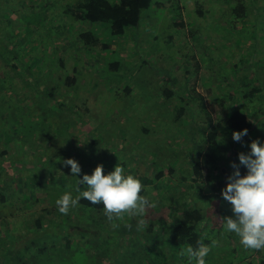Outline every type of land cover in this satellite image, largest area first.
<instances>
[{
    "label": "rangeland",
    "instance_id": "obj_1",
    "mask_svg": "<svg viewBox=\"0 0 264 264\" xmlns=\"http://www.w3.org/2000/svg\"><path fill=\"white\" fill-rule=\"evenodd\" d=\"M64 2L67 1L0 0V152H6L5 158L0 156V184L6 192L5 206L0 205V264H26L33 259V264H70L62 250L65 241L61 237L73 231V214L60 218L64 234L59 236L52 231L54 224L46 212L40 211L55 207L61 193L56 180H49L50 174L63 173L67 182L73 179L70 166L62 163L69 158L81 167L75 175L78 178L91 175L97 165L103 166V172H111L120 164L126 175L135 178H151L153 170L166 173L174 166L179 178L187 177L177 191H165L174 189V180L167 172L156 187L143 195L156 203L155 208L145 211L153 223L170 221L165 196H179L191 186L188 178L192 142L186 136L192 139L199 131L184 133L189 125L196 126L190 123L191 119L197 120L191 108L186 109L184 120L176 122L177 100L162 97L164 89L170 87L168 79L181 84L175 95L184 98V106L194 103L191 86L209 106L226 94L233 104L239 100L244 103L237 92L238 80L241 76L251 79L252 72L256 76L254 85L263 83L264 87V0H246L248 16L236 24L235 30L231 28L232 15L219 0H186L183 15L169 9L172 0H164L163 7L143 13L137 31H126L125 36L128 32L135 35L133 39H115L106 29L96 30L98 25L71 22L64 16ZM196 2L206 12L201 18L195 12ZM146 15L149 17L145 21ZM181 19L189 25L197 22V43L185 39L186 29L173 26ZM80 30L93 31L111 49L87 51L76 39ZM193 47L201 52L195 54L197 59L215 60L207 64L195 84V72L186 76L183 67L190 64L191 54L196 51ZM59 58L66 60L67 71H76L78 86H58L59 78L67 73L58 69ZM238 60L243 61V67L229 70L230 64ZM116 62L120 66L112 71L110 66ZM126 87H131L130 94L124 92ZM52 88H56L54 93ZM255 107L250 108L260 116L256 115L254 131L247 143L237 148L244 154L250 153L251 142L264 143V114L259 110L264 112V104ZM250 108L247 106V110ZM198 115H202L200 110ZM219 116L226 120L227 110ZM219 141L223 162L234 148L230 144L233 140L220 134ZM237 165L246 175L247 169ZM214 205L209 210L208 227L216 238L206 264H230L233 245L228 236L234 233L226 231L224 218L235 216L231 208L216 213ZM45 216L44 227L34 229L35 221ZM119 222L129 224L131 216L125 213ZM143 226L150 228L148 223ZM116 227V223H109L106 229L112 232ZM156 230H142L141 238L130 244L134 249L151 252L152 257L162 254L163 264H189L188 259L182 261L178 251L174 252L176 245L167 242L165 231ZM234 245L239 264L259 262L256 250H251L252 256L247 258L239 237ZM11 256L19 257L18 261L12 262Z\"/></svg>",
    "mask_w": 264,
    "mask_h": 264
},
{
    "label": "trees",
    "instance_id": "obj_2",
    "mask_svg": "<svg viewBox=\"0 0 264 264\" xmlns=\"http://www.w3.org/2000/svg\"><path fill=\"white\" fill-rule=\"evenodd\" d=\"M63 1L64 0H62V2ZM65 1L67 2H64L63 13L66 19H70V21L75 24L89 23L91 25H98L96 30L100 31L101 29H106L111 37L115 39L123 37L126 39H128V37L133 39V36L135 35L128 32V36H125L126 31H137L140 27L143 13L150 8L157 10L163 7L164 3V0ZM185 1L186 0H172L169 9L174 8L183 15L187 7L183 4ZM219 1L228 9L229 15H232L233 24L231 28L232 30H235L236 24H238V22H243L248 16L246 0ZM195 4L198 9L195 11L196 14L200 18L206 15V12L200 9L201 6L199 7L197 2ZM169 16L170 15H168V17ZM148 17L149 16L146 15L144 20H148ZM196 24L197 22L195 21V23L189 25L188 22L181 19L174 22L173 26L180 30L186 29L185 39H191V41L193 40L197 43L198 39L195 35L200 31L199 26ZM228 32L231 33L230 30H228ZM62 34L63 33H61V35ZM76 39L80 46L86 50L111 49L110 45L102 44L99 37L93 31L82 32V30H80ZM188 44H190L189 41ZM195 50L196 51L191 54L193 58L190 64L183 66L186 76H189L190 72H195V79L192 82L193 84L200 79L201 73L204 71L207 64L215 61L212 60L211 57H208L205 61L197 59L195 54L199 55L201 52L199 48H195ZM65 63V59L63 60V58H59L57 62L58 69H61L63 72L67 71ZM242 64L243 61L238 60L236 63L230 64L231 66L229 70L232 72L237 71L239 67H243ZM119 66L120 64L116 62L110 67L112 71H115L118 70ZM14 69L16 70V67ZM253 74L254 72L251 73V79L248 76H241L240 80H238L240 89H238L237 92L240 94L241 100H245L244 103H240L239 100L233 104L229 99L231 96L226 94L221 100H216L217 102L215 103L211 102L210 106L205 102V99L201 94L196 93L194 86H191V89H189L192 100L194 99L192 102L194 103L184 106V98L175 95L176 92H179L177 87L179 86L180 88L181 84L175 79L167 80L170 83V87L164 89L162 97L167 100L176 99L178 101L175 102L176 122L178 123L180 120H184V118H186V109L191 108L192 115H194V118L197 120L191 119L192 121L190 120V123H195L194 125L196 126L189 125L186 132L183 131L185 134L198 131V133H200V135L198 133L193 134L192 139L189 136H186L189 138L190 142H192V147L190 148L189 153L191 174L188 178L191 182V186L187 187L185 192L179 193V196H175V194L165 196V200L167 201L165 208L168 210L167 218L170 219V221L167 222L162 219L153 223L151 219H149V215L145 213L143 217L131 216V222L123 225L124 222H119L120 218L109 220L104 211L103 205H92L87 200L81 199L78 206L69 211V213L71 212L73 214L74 218L73 224L70 226L73 231L62 236L64 231L61 228L62 223L60 218L64 216L58 211L57 204L54 205L55 207L50 206L47 209H40V211L44 213L46 212L47 217L52 220V223L54 224L52 231L57 232L59 236H62L61 239L65 241L62 250H64L65 254L70 258V264H119L120 262L123 264H163L164 256H162V254L156 253V256L152 257L153 255L151 252L145 253V251H142L141 249H134L133 245L130 244V242L138 241V239L141 238L140 233L142 230L151 233L153 227L157 229V233L165 231V235L168 236L167 242L170 241L176 245L173 246L175 248L174 252L178 251L179 258H182V261L188 259L187 255L184 253L189 246L196 249L199 247L200 243H203L212 249L216 236L214 235V231L210 230L208 227V219H211L208 215L210 207L215 203L214 207L217 210L216 213H220V211L223 213L226 209L232 208L229 202L223 200L221 190L225 187L227 178L233 172L231 164L239 163L238 154L242 153V150L237 148L244 146L245 143H247L246 141L249 134L254 131L256 115L258 117L260 116V114L257 113L258 111H253L256 108L255 105H259L261 108L262 104H264L263 83H257L254 85L256 76H252ZM75 75L76 71H73V73L70 71H67L66 74L63 73L59 78L58 86H66L69 88L74 87L75 84L78 86ZM207 83L208 82H205V84ZM55 89L56 88H52L53 93ZM131 91V87H126L124 90V92H129V94ZM185 91L188 90L185 89ZM48 96L51 98L54 97L53 94ZM247 106L249 108L252 107L253 110L251 108L250 110H247ZM199 110L202 114L201 116L198 115ZM225 110H227L228 117L226 120H223L219 115ZM259 110L260 113L264 114L262 108ZM202 128L203 130L200 131ZM242 129H247L248 134L244 136L240 142L231 141L230 144L234 148L228 152V157L222 162V155L219 152L221 145L219 141L220 134L229 138L233 131H240ZM0 156L5 158L6 152H0ZM105 166L111 165L105 164ZM153 171L154 173L151 178H147L143 175H140L139 178H137L143 185L141 195H144L145 191L148 189L156 187L167 172H169L171 178L174 180V189L166 188L165 191L167 193H171L172 190H174L173 192L177 191L182 186L181 184L184 182V179L187 178L184 176L179 178L175 172L174 166L170 167L166 173L163 170H158L157 172L156 170ZM103 173L105 175L109 174L110 169H104ZM243 174L244 172H241V176H243ZM50 176L51 178H49V180L52 182L56 180L60 189L59 191L61 193L59 198L66 192L71 193L75 198L80 192H83L87 188L86 184L78 185L77 183V180H82V177L78 178L77 176H73V179L67 182L63 173L59 175L52 173ZM15 177H17V175ZM15 179L18 181V178ZM77 188H79V191H77ZM4 193L6 194L5 188L1 187L0 184V205L2 206H5L4 202L6 200V197L3 195ZM172 214L173 216H171ZM47 217L45 216L42 220L37 219L32 227L41 230L44 227L43 223ZM141 219H144L150 228L143 226L140 223ZM109 223H116L117 227L112 232L106 229L109 227ZM153 232H155V230ZM237 239L238 237L235 234L228 236L229 244L233 245V259L230 261V264H239L237 261L239 252L236 251L237 248L234 245L237 242ZM125 242L129 243L125 244ZM243 251L246 253L247 258L252 256L251 250L244 248ZM128 255L133 256V258H128ZM256 255L259 260L257 264H264V250L256 251ZM157 256H161V260L156 261L155 258ZM18 258L19 257L11 256V261L15 263L18 261ZM20 259H22V257ZM34 261H36V259H33V261L28 260L26 264H33ZM249 264L255 263L250 262Z\"/></svg>",
    "mask_w": 264,
    "mask_h": 264
},
{
    "label": "clouds",
    "instance_id": "obj_3",
    "mask_svg": "<svg viewBox=\"0 0 264 264\" xmlns=\"http://www.w3.org/2000/svg\"><path fill=\"white\" fill-rule=\"evenodd\" d=\"M247 134V129L233 131L231 138L240 142ZM249 147V154H238L239 165L247 169L246 175L241 176L239 166L232 163L233 172L227 178L221 196L231 204L235 216L234 219L224 218L226 231L237 235L245 249L260 251L264 250V143L253 141ZM62 163L70 166L73 176L81 172L79 163L72 158ZM77 183L86 184V190L75 198L71 193L62 195L56 201L61 214H68L78 206L81 199L92 205H103L109 220L119 219L125 213L143 217L147 208L156 207L154 201L141 195V181L132 175H126L124 166L120 164L106 175L103 174V166L97 165L91 175H83L82 180H77ZM140 223L143 225L146 221L141 219ZM210 251V247L200 243L196 249L189 246L184 254L187 255L189 264L193 261L195 264H206Z\"/></svg>",
    "mask_w": 264,
    "mask_h": 264
}]
</instances>
